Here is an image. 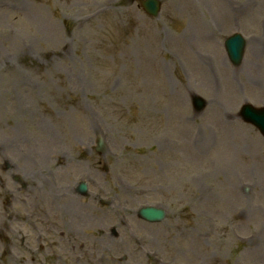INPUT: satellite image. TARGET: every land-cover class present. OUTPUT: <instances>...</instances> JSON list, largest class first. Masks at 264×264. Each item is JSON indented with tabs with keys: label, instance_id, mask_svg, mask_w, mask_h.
<instances>
[{
	"label": "rangeland",
	"instance_id": "374dc122",
	"mask_svg": "<svg viewBox=\"0 0 264 264\" xmlns=\"http://www.w3.org/2000/svg\"><path fill=\"white\" fill-rule=\"evenodd\" d=\"M161 2L0 0V264H264V0Z\"/></svg>",
	"mask_w": 264,
	"mask_h": 264
},
{
	"label": "water",
	"instance_id": "95a60500",
	"mask_svg": "<svg viewBox=\"0 0 264 264\" xmlns=\"http://www.w3.org/2000/svg\"><path fill=\"white\" fill-rule=\"evenodd\" d=\"M144 4L150 13L157 14L159 9L157 0H146ZM227 44L231 57L236 62H239L242 58L244 47L242 36L238 34L231 37L227 41ZM195 103L198 108H203L206 102L202 98L196 97ZM242 114L246 120L253 122L264 133V108H255L251 104H246L242 108ZM141 214L150 220H160L164 217V212L162 210L153 207H146L142 209Z\"/></svg>",
	"mask_w": 264,
	"mask_h": 264
}]
</instances>
